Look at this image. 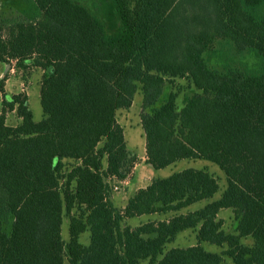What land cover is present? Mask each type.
<instances>
[{"label":"trees","instance_id":"trees-1","mask_svg":"<svg viewBox=\"0 0 264 264\" xmlns=\"http://www.w3.org/2000/svg\"><path fill=\"white\" fill-rule=\"evenodd\" d=\"M90 5L0 0V63L26 83L42 71L43 110L36 122L26 92L0 81V264H264V0ZM137 94L146 163L211 162L218 199V179L188 168L114 205L137 163L118 113ZM186 231L196 243L171 246Z\"/></svg>","mask_w":264,"mask_h":264},{"label":"rangeland","instance_id":"rangeland-1","mask_svg":"<svg viewBox=\"0 0 264 264\" xmlns=\"http://www.w3.org/2000/svg\"><path fill=\"white\" fill-rule=\"evenodd\" d=\"M82 2L85 3V5L91 6V0H82ZM228 49L231 50V48L228 46ZM8 71L6 70V66L4 67L3 64H0V81L3 78L5 74H7ZM11 76L13 77L12 80H14L15 85L8 84V94L13 95L17 94L19 92V87H20V79L16 78L17 77V72L12 69L10 72ZM42 72L41 71H35L32 72V74L28 77L29 81V105L30 108L33 112L34 119L36 122H39L43 119V110L41 107L40 103V89L38 87V83L40 81ZM16 76V77H14ZM187 94H190V90L187 91ZM2 94L0 92V110L2 107ZM141 104H142V95L137 94L134 99L133 107L130 110H121L118 113V120L120 121L121 124L125 126L127 129V134L128 138L130 141L131 146L133 149L136 151V156H137V163L138 165L136 169L134 168V172H136L135 180L134 181H129L126 184H117L118 189L114 191L113 195V201L115 202L114 204L117 207H123L126 198L128 195H132L137 188L141 186H145L148 183L152 181V175L154 174L152 169H150L149 166H147L146 163L142 162V158L144 157V149H143V138L142 135L137 134V130L135 129L137 125V121L139 119V113L141 110ZM8 123L10 125H15L16 121L14 117L10 118L8 120ZM134 126V127H133ZM188 168H195V169H202L206 168L209 170L210 173H212L219 181L220 184V191L216 195L215 199H218L221 195V193L224 191L227 185L226 177L224 173L220 170L218 166L215 164L204 161V160H182L179 161L171 166H169L166 169L160 170V171H155L157 174V177H168L171 174L175 172H180ZM135 175V174H134ZM140 176V179H139ZM139 180L144 181L141 183ZM134 182V183H133ZM206 202L196 204L188 209H185L181 211L180 213H187L189 211H195L200 208H202ZM173 214H169L166 216H161V217H153V216H143L140 218L132 219L130 221V224L132 226H137L139 224L145 223L151 219L153 220H158V219H167L172 217ZM219 218L224 220L225 222V228L228 232L233 231L236 221L234 220V214L230 210H225L222 211L219 215ZM62 236L65 240H68L69 238V231H68V221L66 219V222L63 224L62 227ZM81 243L84 245L89 244V234L85 233L81 236L80 239ZM246 244L250 245L251 241L250 240H245L244 241ZM196 243L195 240V235L192 231H186L184 233H181L179 237L176 239V242H174L171 246L173 247H187L190 245H193ZM205 248L209 251L213 252H219L221 251L219 248H217L214 245H210L208 243L204 244Z\"/></svg>","mask_w":264,"mask_h":264},{"label":"crops","instance_id":"crops-1","mask_svg":"<svg viewBox=\"0 0 264 264\" xmlns=\"http://www.w3.org/2000/svg\"><path fill=\"white\" fill-rule=\"evenodd\" d=\"M0 64H3V63H0ZM4 65V67L6 66V70L9 72V69H10V66H8L7 64H3ZM36 71H40V70H36ZM35 72V71H34ZM42 72V71H41ZM8 74V76H7V78H6V81H5V84H4V90H5V92L6 93H8L9 91H8V84H12V85H15V82H14V80H12V76H11V74L10 73H7ZM6 75V74H5ZM5 75L3 76V78L5 77ZM14 77H16V76H14ZM41 77H42V75H41ZM2 78V79H3ZM16 78H18V79H20V89H19V92L17 93V94H19V93H21V92H26V94L28 95V97H29V81H28V83H26L24 80H23V77L21 76V74H19V73H17V77ZM1 79V80H2ZM40 81H41V78H40ZM40 81H39V85H40ZM38 85V87H40ZM2 94V93H1ZM16 94V93H15ZM30 98V97H29ZM133 107V106H132ZM132 107H131V109H132ZM2 108V107H1ZM0 112H1V110H0ZM140 112H141V110H140ZM12 117H14V119H15V121H16V123H15V125L19 122V120L14 116V114H11L10 116H9V119L10 118H12ZM8 119V120H9ZM119 121V120H118ZM138 123H137V127L135 128L136 130H137V134H139V135H142V138H143V149H144V157L142 158L143 160H142V162H144V163H146V160H147V155H146V141H145V137H144V131H143V129H142V126H141V121H140V113H139V119H138V121H137ZM119 123H120V121H119ZM121 124V123H120ZM122 126H123V128H124V131H125V136H126V140H127V142H128V146H129V148H130V150L132 151V152H134L135 154H137L136 153V151L133 149V147L131 146V144H130V141H129V138H128V134H127V129L125 128V126L123 125V124H121ZM134 127V126H133ZM147 164V163H146ZM138 165H136L135 166V169H136V167H137ZM147 166H149L148 164H147ZM150 167V169H152L151 168V166H149ZM152 171H153V175H152V180L154 179V178H156L157 177V174H156V172L152 169ZM135 173V176H136V172H134ZM135 176H134V179L132 180V181H134L135 180ZM139 179H140V176H139ZM141 183H143L144 181H142V180H139ZM134 183V182H133ZM150 183H148L147 185H145V186H141V187H139V188H137V190L138 189H141V188H145V187H147L148 185H149ZM137 190H135V191H137ZM131 196V194L130 195H128V197L126 198V201H125V203H124V205H123V207H117L115 204V206L117 207V208H124L125 207V205H126V202H127V200L129 199V197ZM113 197H114V195L112 196V201H113ZM113 203H115L114 201H113Z\"/></svg>","mask_w":264,"mask_h":264},{"label":"built area","instance_id":"built-area-1","mask_svg":"<svg viewBox=\"0 0 264 264\" xmlns=\"http://www.w3.org/2000/svg\"><path fill=\"white\" fill-rule=\"evenodd\" d=\"M127 182H129V180L124 181L123 184H126ZM117 189H118V187H116V190H117Z\"/></svg>","mask_w":264,"mask_h":264}]
</instances>
